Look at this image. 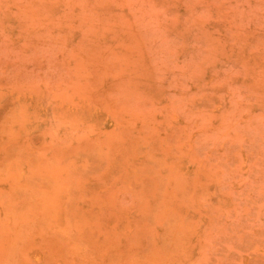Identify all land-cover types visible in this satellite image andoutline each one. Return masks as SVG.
<instances>
[{"label": "rangeland", "instance_id": "rangeland-1", "mask_svg": "<svg viewBox=\"0 0 264 264\" xmlns=\"http://www.w3.org/2000/svg\"><path fill=\"white\" fill-rule=\"evenodd\" d=\"M0 264H264V0H0Z\"/></svg>", "mask_w": 264, "mask_h": 264}]
</instances>
